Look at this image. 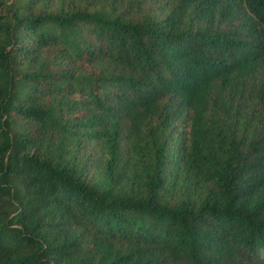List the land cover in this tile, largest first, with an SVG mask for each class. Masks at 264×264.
<instances>
[{
	"label": "trees",
	"instance_id": "1",
	"mask_svg": "<svg viewBox=\"0 0 264 264\" xmlns=\"http://www.w3.org/2000/svg\"><path fill=\"white\" fill-rule=\"evenodd\" d=\"M0 264H264V0H0Z\"/></svg>",
	"mask_w": 264,
	"mask_h": 264
}]
</instances>
